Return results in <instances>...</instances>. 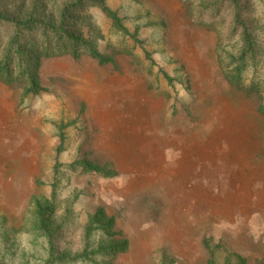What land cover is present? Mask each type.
<instances>
[{"label":"rangeland","instance_id":"obj_1","mask_svg":"<svg viewBox=\"0 0 264 264\" xmlns=\"http://www.w3.org/2000/svg\"><path fill=\"white\" fill-rule=\"evenodd\" d=\"M34 1L38 19L53 11L49 0L0 9L26 17ZM242 1L264 48V0ZM105 2L137 32L118 37L86 9L112 63L41 58L38 94L0 81V227L28 252L39 197L54 200L73 249L89 216L112 219L128 248L111 264H225L228 253L264 264V83L255 93L250 77L243 89L228 83L218 30L193 23L182 0ZM12 33L0 26V56ZM84 161L104 172H84Z\"/></svg>","mask_w":264,"mask_h":264},{"label":"trees","instance_id":"obj_2","mask_svg":"<svg viewBox=\"0 0 264 264\" xmlns=\"http://www.w3.org/2000/svg\"><path fill=\"white\" fill-rule=\"evenodd\" d=\"M182 1L187 3V12L193 23L218 30V60L228 83L243 89L250 77L247 92H259L261 87L255 82L259 80V83H264V74L261 73L264 48L257 37L259 28L249 16L251 9L242 0ZM49 3L53 11L42 19L36 16V1L26 17L0 9V26L7 25L13 29L7 47L0 56V81L4 84L15 81L24 83L25 95L42 91L37 77L41 58L68 55L78 59L81 52H87L100 64L113 62L111 56L102 54L98 48L102 36L92 18L86 14L87 8H98L110 22L116 36L124 38L131 35L124 27L122 18L107 6L105 0H49ZM136 35L137 32L131 37L136 40ZM261 111L264 113V107ZM79 167L87 173L104 172L100 166L88 161L82 162ZM55 211L54 200L32 199L27 229L32 240L29 251L21 254L15 242H12L11 233L14 231L2 225L0 264H111L117 254L126 252L127 241L116 238L114 222L102 210L89 216L78 249L63 243V223L57 221ZM232 258L235 263L231 262ZM225 262L247 264L245 258L229 253ZM208 264L216 263L212 259Z\"/></svg>","mask_w":264,"mask_h":264}]
</instances>
